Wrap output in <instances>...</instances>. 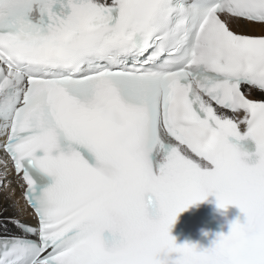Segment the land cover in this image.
Listing matches in <instances>:
<instances>
[{
  "label": "snow or ice",
  "instance_id": "obj_1",
  "mask_svg": "<svg viewBox=\"0 0 264 264\" xmlns=\"http://www.w3.org/2000/svg\"><path fill=\"white\" fill-rule=\"evenodd\" d=\"M233 22L264 0H0V164L35 219L0 264H264V31ZM209 194L242 217L177 244Z\"/></svg>",
  "mask_w": 264,
  "mask_h": 264
},
{
  "label": "bare ground",
  "instance_id": "obj_2",
  "mask_svg": "<svg viewBox=\"0 0 264 264\" xmlns=\"http://www.w3.org/2000/svg\"><path fill=\"white\" fill-rule=\"evenodd\" d=\"M230 27L233 30L247 31L251 34H261L264 31L260 25H244L242 22L239 26H237L236 22H233ZM251 97L259 98L260 95L251 92ZM3 158L4 154L0 152V159ZM4 172V165L0 164V232L12 227L6 232L10 234L17 231L15 225L11 222L12 219L27 224H33L35 219L22 197V189L16 183V177L11 166L9 165L7 169V175H4Z\"/></svg>",
  "mask_w": 264,
  "mask_h": 264
},
{
  "label": "clouds",
  "instance_id": "obj_3",
  "mask_svg": "<svg viewBox=\"0 0 264 264\" xmlns=\"http://www.w3.org/2000/svg\"><path fill=\"white\" fill-rule=\"evenodd\" d=\"M146 203L151 205L152 204V197L150 195L146 196Z\"/></svg>",
  "mask_w": 264,
  "mask_h": 264
},
{
  "label": "rangeland",
  "instance_id": "obj_4",
  "mask_svg": "<svg viewBox=\"0 0 264 264\" xmlns=\"http://www.w3.org/2000/svg\"><path fill=\"white\" fill-rule=\"evenodd\" d=\"M7 224H9V223H7ZM10 228H12V227H10ZM10 228H8V229H10ZM8 229H7V230H8ZM7 230H5V231H2V232H0V233H2V234H3V233H4V234H8V233H6V232H7ZM10 234H12V233H10Z\"/></svg>",
  "mask_w": 264,
  "mask_h": 264
}]
</instances>
